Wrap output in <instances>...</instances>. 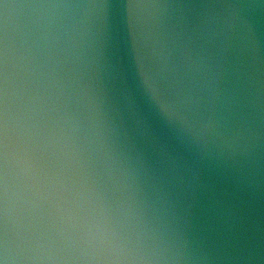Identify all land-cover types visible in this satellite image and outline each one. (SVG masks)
I'll list each match as a JSON object with an SVG mask.
<instances>
[{
  "label": "water",
  "instance_id": "obj_1",
  "mask_svg": "<svg viewBox=\"0 0 264 264\" xmlns=\"http://www.w3.org/2000/svg\"><path fill=\"white\" fill-rule=\"evenodd\" d=\"M0 264H264V0H0Z\"/></svg>",
  "mask_w": 264,
  "mask_h": 264
}]
</instances>
